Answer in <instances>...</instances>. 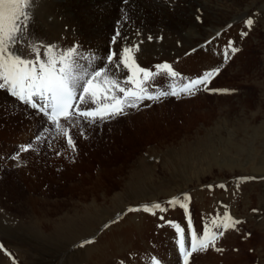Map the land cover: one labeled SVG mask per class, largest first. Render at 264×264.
I'll list each match as a JSON object with an SVG mask.
<instances>
[{
  "label": "rangeland",
  "instance_id": "1",
  "mask_svg": "<svg viewBox=\"0 0 264 264\" xmlns=\"http://www.w3.org/2000/svg\"><path fill=\"white\" fill-rule=\"evenodd\" d=\"M222 1L235 8L234 19L227 22L229 17L221 15L217 21L234 27H224L204 45L206 54L217 57L215 62L206 58L199 64H179L182 58L173 60L174 51L170 59L141 51L142 45L156 48L166 38L143 28L141 20L174 18L184 34L208 23L207 12L193 13L190 0H178L181 6L171 8L174 13L156 12L146 0H133L138 16L114 8L89 21L69 20L67 28L74 31L93 20L108 19L117 27L113 33H85L83 44L65 36L63 49L76 47L80 63L90 65L88 71L104 67L115 72L108 53L138 45L133 51L140 67L157 73L156 65L167 63L180 74L171 78L161 72L146 82L148 90L165 91L174 81L181 85L219 68L208 88L225 91L162 97L97 125L72 126L73 150L65 136L22 102L27 112L20 117L22 105L0 90L8 102L0 111V264H154L158 259L183 264L171 242L175 227L160 229L169 221L179 224L189 242L187 216L199 236L206 224L224 235L215 247L193 253L188 264H264V0ZM248 19L253 20L251 27ZM230 43L238 49L234 54ZM177 47L182 48L180 42ZM194 51L186 55L194 56ZM174 198L187 203V215L168 203ZM156 203L167 211L153 215L142 210ZM225 212L239 223L217 229L211 221ZM150 251L155 260L145 263Z\"/></svg>",
  "mask_w": 264,
  "mask_h": 264
},
{
  "label": "snow or ice",
  "instance_id": "2",
  "mask_svg": "<svg viewBox=\"0 0 264 264\" xmlns=\"http://www.w3.org/2000/svg\"><path fill=\"white\" fill-rule=\"evenodd\" d=\"M33 3L34 0H0V90H6L17 102L43 113L57 133L66 137L68 146L73 150L75 141L70 133L72 126L97 125L115 119L126 114L128 108H138L145 100L156 101L162 97L181 94L192 96L201 90L225 91L208 88L211 80L220 71L219 68H214L181 85L174 81L169 85L168 91L155 94L149 92L145 84L155 75L162 72L166 77L177 78L180 74L167 63L156 65L157 73L140 67L133 51L139 50L138 45L125 47L119 54L112 52L108 55L107 61L114 66L115 72L104 67L88 71L90 65L80 63L82 57L76 47L63 50L57 49L55 45H42L30 40L27 29ZM246 24L251 27L253 20L248 19ZM17 46L22 51H17ZM229 47L233 54L238 51L237 48L231 47V43ZM224 56L228 59V49H225ZM121 72L125 73L123 77L120 76ZM62 120L67 122V126L61 123ZM30 148L31 145H28L24 150ZM168 203L173 207L179 205L187 215L186 202L174 198ZM139 210L141 209H129ZM142 210L151 211L153 215L156 210L167 211L159 203L144 205ZM187 219L190 248L185 245L184 228L174 222H168L175 227L183 264H188L193 253L206 251L210 246L215 247L216 239L223 235L222 231H212L206 224L203 235L199 236L192 225L191 217L187 216ZM237 223L239 221L232 219L227 212L223 214V218L218 216L211 221L217 229L224 230L234 227Z\"/></svg>",
  "mask_w": 264,
  "mask_h": 264
},
{
  "label": "bare ground",
  "instance_id": "3",
  "mask_svg": "<svg viewBox=\"0 0 264 264\" xmlns=\"http://www.w3.org/2000/svg\"><path fill=\"white\" fill-rule=\"evenodd\" d=\"M177 1L178 0H146V2H148V4L151 7L155 8L156 12H159V9H162V12H164L166 10V12L170 11L171 13H174V12H172V10L174 8L176 9L177 6H181L177 3ZM64 2H66V3H64ZM132 3H133V5H132ZM190 4L193 5V7H194L193 13H197L199 10L207 12V14H205L206 20L208 21L207 24H205L203 27H197L196 26V29L194 32L184 34V32L180 29V27L176 23L173 22V21H175L174 18H172L173 21L169 20L168 18L167 19L163 18L157 23H152V21L150 19L141 20L142 21L141 25L143 24V28H151L152 31H150V32H152V34H155V33L161 34L162 33L161 35H166L165 40L163 41V43L160 46L155 48V46H152V45H142L141 51L143 53H145L146 55L152 54L151 56H154L155 59H156V57L157 58L159 57V58H164V59L165 58L170 59V58H172V53L174 51L175 53H173V55L176 54V56L173 57V60L176 57L182 58V61L181 62L179 61L180 62L179 64H189V63H194V64L198 63L199 64L202 60H205L206 58H209L212 62L217 61V57H215L214 54H212V55L206 54L205 49H203V47L206 43H208V42L211 43L212 40H214L219 35V33H221V30L224 27L227 26V29L230 27V30H232V28L234 27L233 23H231V22L228 24L226 23L223 26L221 23H218L217 20H218V17H220L221 15H225V16L229 17V19L226 20L227 22H229L230 20H233L234 18L232 16V14H233L232 11L235 8L227 5L222 0H190ZM69 6L73 7L72 11L70 9H68ZM133 6H134L133 0H132V2L130 0H127V1L126 0H100V1L96 0V2H94L93 0H65V1H63V0H34V3L32 5V10L35 8L36 9H35V11H33L34 13L31 15V19H30V22L28 24L27 31H28V34L30 36L31 41H35V42L42 44V45H55L57 49H59V47L63 49V47L67 43V41H64V40H66L65 36L67 39H69L71 41H77V42L79 41L80 43L83 44L84 39L82 38V36L85 37V33H87L88 36L100 34L103 31L104 32L108 31L110 33L111 32L113 33L116 31V27H117L116 26L117 23L115 24L113 21L108 20V19H107V21L106 20H103V21L102 20H98V21L93 20V21H91L92 23H89L88 26H85L83 28L84 30L76 29L74 31V29H72V28H69V29L67 28V22L69 20L70 21H74V20L76 21L79 19H83V17H85V19H87L88 17L90 18V17H93L94 15L98 16L101 13L102 14L110 13L109 9H114V8H121V10H123L122 12L124 14H128L129 16H131V15L138 16V13H136ZM171 8H173V9H171ZM180 9H182V8H180ZM178 11L181 12V10H178ZM209 12L212 15H208ZM185 14H186V11H185ZM194 15H196V14H194ZM174 16H176V15H174ZM89 18H88V21L91 20ZM102 18H103V16H102ZM181 18H184V17H181ZM143 28H141V29H143ZM191 30H192V27H191ZM147 33H149V32H147ZM230 33H232V32H230ZM144 34H146V33H144ZM171 36H172V38L169 39V37H171ZM178 42H180L182 45L181 49H179L177 47ZM194 48H195V51H194L195 53L192 54L194 56H189L188 51L191 49H194ZM17 51H22V49L19 46H17ZM110 52H113V51H110ZM109 53H108V55H109ZM186 53H188V54L186 55ZM183 56H184V58H183ZM107 57L108 56H106V59H107ZM86 64H89V63H86ZM197 66H199V65H197ZM180 67H183V66H180ZM100 68H102V67H100ZM178 85H180V84L178 83ZM150 87L153 88V86H150ZM168 90H170V89L168 88L165 91H168ZM148 91L155 94L156 92L163 91V90L158 88V87H155L154 90H148ZM5 92L7 93V95L9 97H12L7 91H5ZM5 92L4 91L0 92V111H4V109L8 107V102L6 103ZM180 96L182 97L183 94H181ZM173 97H176V96H173ZM165 98H167V97H164L162 99H165ZM13 99L15 100V98H13ZM145 102H152V100H145L142 103H145ZM12 103H15V102H12ZM17 103L22 105L21 109L19 111H17V114L20 115V117L25 116V113L27 112L26 108H28L30 111L34 112L35 114L41 116L40 114L36 113L34 109H31L29 107V105L26 106V108H25V107H23L25 105L21 104L20 102H17ZM14 107L20 108V106H18L17 104H14ZM11 111L13 112V108ZM30 111H28V112H30ZM40 120H42V121L46 120V122H49L47 119L42 118V116L40 117ZM62 122H63V120L61 121V123ZM30 200H32L33 205H34V199L32 197H29V202H30ZM41 213H44V212L41 211ZM200 227H201V223L197 228H200ZM168 228H169V223L167 222V223H165L164 227L160 229V231L167 230ZM142 231L144 232L145 230H142ZM150 235H152V234H150ZM137 236H139V235L136 234V239H137ZM139 239H141V238H139ZM172 241L174 243V248L177 252V255H179V257L182 261V257L180 256V253H178L179 249L177 248V235L172 236L171 242ZM222 241H223V239H222ZM155 242H156V240H155ZM117 244H119V243H117ZM189 244H190V241L187 242V235H185L186 248H190ZM154 246H156V245H154ZM159 249L160 248H157V249H154L153 251L156 253V252H159ZM150 253H151V251L149 253H145L146 254L145 263L155 260V258H154L155 254H153V253L150 254ZM193 260H194L193 258H191V257L189 258L190 262ZM154 264H167V262L165 260L158 259L156 261V263H154Z\"/></svg>",
  "mask_w": 264,
  "mask_h": 264
}]
</instances>
